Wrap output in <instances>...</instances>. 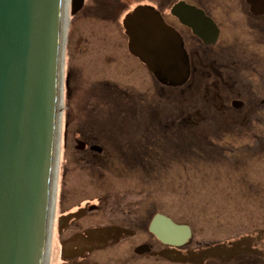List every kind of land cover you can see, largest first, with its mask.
<instances>
[{
    "label": "flooded vegetation",
    "instance_id": "flooded-vegetation-1",
    "mask_svg": "<svg viewBox=\"0 0 264 264\" xmlns=\"http://www.w3.org/2000/svg\"><path fill=\"white\" fill-rule=\"evenodd\" d=\"M71 14L117 28L110 57L83 77L84 96L66 138L83 155L73 157L131 161L134 171L149 173L161 160L264 159V0H83ZM126 20L139 30L132 43ZM82 70L72 63L75 87ZM139 210L137 201L115 202L118 232L123 239L136 236L141 222L156 239L148 225L156 213L147 223V216L139 221ZM151 251L134 254L149 258Z\"/></svg>",
    "mask_w": 264,
    "mask_h": 264
},
{
    "label": "rangeland",
    "instance_id": "rangeland-1",
    "mask_svg": "<svg viewBox=\"0 0 264 264\" xmlns=\"http://www.w3.org/2000/svg\"><path fill=\"white\" fill-rule=\"evenodd\" d=\"M109 21L101 23L91 16L71 14L70 28H67L62 151L49 264H150L151 260H154L151 264H264V159L261 155L232 163L216 162L211 156L161 160L151 173L134 171L131 161L126 162L127 166L117 159L98 161L73 157V153L83 154L67 144V129L79 112L84 96L83 77L101 68V59L108 52L110 57L111 43L117 40L116 25ZM72 63L85 68L78 87L71 77ZM103 75L109 80L114 74L105 70ZM90 119L96 121L99 117ZM179 184L182 187L178 188ZM131 200L139 202V221L147 216V222L155 213H162L178 224H188L193 230L190 243L182 248L165 246L153 239L147 224L141 226V222L138 235L123 239L124 235L118 232L121 223L113 210L116 201L121 205ZM258 228L262 229L261 233ZM146 240L152 254L149 258L137 257L134 249Z\"/></svg>",
    "mask_w": 264,
    "mask_h": 264
},
{
    "label": "water",
    "instance_id": "water-1",
    "mask_svg": "<svg viewBox=\"0 0 264 264\" xmlns=\"http://www.w3.org/2000/svg\"><path fill=\"white\" fill-rule=\"evenodd\" d=\"M82 2L72 0V13ZM70 20L71 0H0V264L46 263L61 78L63 88L61 26L70 28ZM128 21L132 43L139 30ZM130 48L157 66L148 52ZM149 231L178 248L193 237L188 224L161 213ZM150 251L147 244L134 250Z\"/></svg>",
    "mask_w": 264,
    "mask_h": 264
},
{
    "label": "bare ground",
    "instance_id": "bare-ground-1",
    "mask_svg": "<svg viewBox=\"0 0 264 264\" xmlns=\"http://www.w3.org/2000/svg\"><path fill=\"white\" fill-rule=\"evenodd\" d=\"M72 13V9H71ZM62 29L65 32V39H64V51H63V63L62 67L64 65L65 61V42H66V33H67V27L61 26ZM62 94H63V88H62V78H61V86H60V98H59V110H58V122H57V133H56V145H55V157H54V169H53V181H52V192H51V204H50V216H49V228H48V239H47V251H46V263L49 264V253H50V231L51 227L53 226L54 221V209H55V199H56V188H57V181L59 176V159L61 156V128L59 129V123H61V115H62Z\"/></svg>",
    "mask_w": 264,
    "mask_h": 264
}]
</instances>
